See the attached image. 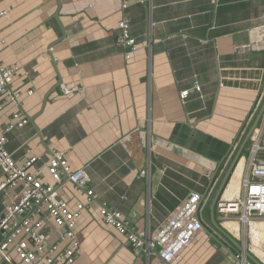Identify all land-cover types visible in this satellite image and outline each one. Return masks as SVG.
Returning a JSON list of instances; mask_svg holds the SVG:
<instances>
[{
    "label": "crops",
    "instance_id": "crops-1",
    "mask_svg": "<svg viewBox=\"0 0 264 264\" xmlns=\"http://www.w3.org/2000/svg\"><path fill=\"white\" fill-rule=\"evenodd\" d=\"M141 1H126L123 11L120 0H0V12H7L0 18V61L28 73L17 75L11 89L22 93L29 124L9 135L6 150L18 161L27 150L42 161L65 152L72 170H86L96 202L77 221L81 256L74 264H146L103 224L100 202L118 209L141 234L216 180L204 213L209 226L178 264H238L241 251L210 217L223 174L211 180L217 162L190 150L185 133L196 126L209 136L216 143L203 147L216 157L236 141L264 89V52H237L233 36L264 30V0ZM124 15L138 41L132 64L115 45ZM60 85L75 91L64 95ZM194 86L199 90L183 101V91ZM59 195L69 210L86 203L67 182ZM44 224L55 243L50 218ZM147 264L161 263L150 258Z\"/></svg>",
    "mask_w": 264,
    "mask_h": 264
},
{
    "label": "built area",
    "instance_id": "built-area-1",
    "mask_svg": "<svg viewBox=\"0 0 264 264\" xmlns=\"http://www.w3.org/2000/svg\"><path fill=\"white\" fill-rule=\"evenodd\" d=\"M126 1L120 0V9L123 11L128 9ZM146 1L142 0L141 3ZM0 18H7V12H0ZM262 22L261 28H264V17ZM116 33L115 45L121 50L125 63L132 64L138 41L131 36L130 20L126 15L118 22ZM19 74L28 77V73L23 72L18 65L6 66L0 61V118L4 110L10 107L7 123L0 133V264H14L16 260L19 264H74L81 256L76 234L77 221L86 205L96 202V196L90 187L86 170H72L65 152L53 151L42 161L27 150L24 158L18 161L6 150L9 135L29 124V118L22 109V93L11 89L14 78ZM60 90L64 95L75 91L64 85H60ZM194 90L198 91L199 88L194 86L193 89L184 90L182 100ZM32 94V90L26 92L27 97ZM262 106L264 89L259 92L252 112L219 167V176L230 164L246 130L260 115ZM248 142L247 163L242 153L240 158L244 159L246 166L239 192L228 199L223 198V192L216 202L215 214L220 222L236 221L250 227L251 222L264 221V157L260 155L264 154V109ZM66 182L86 197V203H77L74 210H69L67 202L59 195ZM216 183L217 180L204 195L190 193L163 223L153 230L148 225L141 234L130 228L118 209L105 202L98 205L99 215L103 224L122 236L134 254L142 257L146 264L150 258H157L161 264H178L183 250L200 231L209 226L204 213ZM47 217L58 235L55 243L50 242L44 224ZM223 223L220 224L222 227ZM245 252L237 257L238 264H252ZM247 253L259 264H264V260L251 252Z\"/></svg>",
    "mask_w": 264,
    "mask_h": 264
},
{
    "label": "water",
    "instance_id": "water-1",
    "mask_svg": "<svg viewBox=\"0 0 264 264\" xmlns=\"http://www.w3.org/2000/svg\"><path fill=\"white\" fill-rule=\"evenodd\" d=\"M262 33H264V30L263 29H257V28L238 33V34L233 36V47L236 49L237 52H264V38L262 40L256 38V37H258L259 34H262ZM263 109H264V106H263L262 110L260 111V115L263 112ZM260 115L258 116L256 121L254 122L249 133L244 138V140L240 144L238 150L236 151L233 159L231 160V162L229 164V168L226 171L223 179L221 180V183H220V185H219V187L215 193V196L212 200L211 207H210V217H211V221H212V224L214 225V227L217 228L231 242V244L236 246L241 252H245L242 245L239 244L234 238L229 236L225 232V230H223V228L220 224H217V222L215 220L214 213H215L216 202L222 196V194H223V192H224V190L228 184V181H229V179L233 173V170L235 169L236 165L238 164V162L241 158V153H242L243 149L245 148L246 144L248 143L249 135L252 132V130L254 129V127L256 126L258 119L260 118ZM35 131L38 133V130H35ZM185 134H187L186 141H188L187 143H189V145L187 147L190 150H192L193 152H195L201 156H208L211 159H213L215 162H217L216 171L211 176V180H212L215 177L217 171L219 170V167L222 165L225 156L231 151V148L228 145L224 146L223 154H221V156H219V157H216V156L212 155L211 153H208L205 150V148L203 147V145H204L208 148V146L210 144H213L216 142L214 140H212L209 136H205L204 134H202V132L198 131L196 129V126H194L193 129L186 131ZM260 155L264 157V154H260ZM245 255L253 264H259V262L256 259H254L249 253L245 252Z\"/></svg>",
    "mask_w": 264,
    "mask_h": 264
},
{
    "label": "bare ground",
    "instance_id": "bare-ground-1",
    "mask_svg": "<svg viewBox=\"0 0 264 264\" xmlns=\"http://www.w3.org/2000/svg\"><path fill=\"white\" fill-rule=\"evenodd\" d=\"M244 165H245L244 159L240 160L238 162V165H236L232 173L231 179L228 182L227 187L224 191V195H223L224 199L231 198L235 194H238L239 189H240V180H241L242 173L244 170ZM223 227L235 237H237L239 234L238 232H240L239 223L235 221L223 223ZM248 233L250 236L248 238L251 239L250 240L251 245L249 244L251 253L255 257L264 260V250H263L264 248V222H260V221L251 222L250 227L248 229Z\"/></svg>",
    "mask_w": 264,
    "mask_h": 264
},
{
    "label": "rangeland",
    "instance_id": "rangeland-1",
    "mask_svg": "<svg viewBox=\"0 0 264 264\" xmlns=\"http://www.w3.org/2000/svg\"><path fill=\"white\" fill-rule=\"evenodd\" d=\"M246 137V136H245ZM245 137H243V139H242V141L244 140V138ZM242 141L240 142V144L242 143ZM240 144H239V146H240ZM249 145H250V143L248 142L247 144H246V146H245V148H244V150H243V152H242V157H244L245 158V160H246V163H247V159H248V151H249ZM245 163V164H246ZM238 165V164H237ZM246 166V165H245ZM228 168H229V166L225 169V171L221 174L223 177H224V175H225V173H226V171L228 170ZM234 171V170H233ZM243 174V173H242ZM220 177V176H219ZM223 177H222V179H223ZM242 178V177H241ZM220 180V179H219ZM229 181H230V179H229ZM206 217V216H205ZM236 222V221H235ZM260 222H264V221H260ZM221 223H223L222 221L220 222L219 221V224H221ZM239 223V222H238ZM248 225H244V224H242V223H239V230H240V232H238L239 234H238V236L236 237V239L238 240V242L242 245V247L244 248V250L246 251V252H251V250H250V245H251V242H250V240L251 239H249L248 237H250L249 236V233H248ZM244 234V235H243ZM248 234V235H247ZM250 244V245H249ZM263 250H264V248H263ZM242 254V252H240L239 253V255H241Z\"/></svg>",
    "mask_w": 264,
    "mask_h": 264
}]
</instances>
